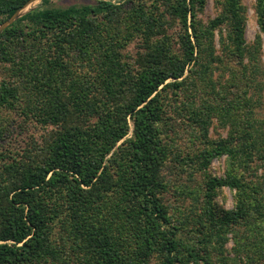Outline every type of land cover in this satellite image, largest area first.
I'll list each match as a JSON object with an SVG mask.
<instances>
[{"label":"trees","instance_id":"trees-1","mask_svg":"<svg viewBox=\"0 0 264 264\" xmlns=\"http://www.w3.org/2000/svg\"><path fill=\"white\" fill-rule=\"evenodd\" d=\"M27 1L0 0V25ZM218 2L204 24L207 0H44L0 33V264H264V183L251 165L264 126L233 113L231 90L260 69L264 0L252 45L242 0ZM218 65L229 80L213 79ZM5 110L44 131L17 148ZM213 116H236L237 130L211 140ZM191 121L209 145L197 156L202 168L227 155L229 169L206 177L203 211L187 233L165 194L172 141ZM225 186L235 208L218 211ZM229 233L235 258L224 251Z\"/></svg>","mask_w":264,"mask_h":264},{"label":"rangeland","instance_id":"rangeland-1","mask_svg":"<svg viewBox=\"0 0 264 264\" xmlns=\"http://www.w3.org/2000/svg\"><path fill=\"white\" fill-rule=\"evenodd\" d=\"M76 1L50 0V5L67 6ZM81 2L89 3L93 2V0H81ZM43 4L44 0H38L21 13H28L41 7ZM242 5L246 9L245 14L247 17L246 42L248 45H252L256 34L260 30L256 11V0H242ZM220 11L221 5L218 0H207L204 10L198 16L204 24H208L210 20L218 16ZM220 33L219 28L215 30V49L216 53L222 55ZM174 36V49L179 53L181 52V41L179 40L178 34ZM137 46V41L132 42L126 52H129L130 55H135L138 49ZM248 60L249 58L246 57L245 62H248ZM253 63L260 66L258 72L256 71V75L252 76L249 71L247 81H238L237 84H232V97L235 98V102L232 104V111L233 113L237 111L241 121L245 122L250 119L256 125L264 126V77L262 76V71L264 70V39L258 60ZM219 66H216L214 69L213 79L217 81L222 80L223 82L229 80L231 78L230 72L223 71ZM2 67L3 65L0 67V77L4 76V69ZM237 67L238 69L240 68L239 65ZM167 113L169 115L168 117L177 118L176 114L178 111L174 107H170ZM9 116L15 117L13 121L10 118V122L14 123V127H16V130L12 133V145L17 148L24 147L33 136H40L44 131L36 122H24L21 116L17 115L16 111L10 112L5 110L1 118L7 120ZM235 120L238 122L236 116ZM235 120L229 116H226L224 120H221L218 116H213L207 137L214 141L220 138H226L232 129L237 130ZM241 121L239 124H241ZM132 129L130 133H132ZM177 131L178 134L174 136V141H172L174 144L173 151L169 158L168 169L166 170L169 186L165 194V199L169 205L172 220L178 225L183 224V230L187 233H192L197 228V226L195 227V219H198L205 205L206 177L208 175L217 177L225 176L229 169V161L227 155H222L214 158L207 168H202L197 156L209 145L200 137L199 129L191 121L189 124H181ZM4 144L6 146V143ZM251 165L261 182L264 183V144L260 153L255 152L254 162ZM235 193V190L227 186L219 188L214 199V205L217 210L234 209L236 204ZM238 247L233 233H229L228 240L224 243L225 254L230 258H235V248ZM217 251L213 253L215 258L216 255L219 257ZM242 257L244 258L246 256L243 254ZM215 260L216 264H218L217 259ZM231 264L236 263L233 262Z\"/></svg>","mask_w":264,"mask_h":264},{"label":"water","instance_id":"water-1","mask_svg":"<svg viewBox=\"0 0 264 264\" xmlns=\"http://www.w3.org/2000/svg\"><path fill=\"white\" fill-rule=\"evenodd\" d=\"M38 0H28L27 3L24 5V7H22L20 10L16 11L10 18H8L6 21H4L1 25H0V33L9 25H11L12 23H14L17 19H19L21 16H23L24 14H22L21 12L23 10H25L27 7L31 6L32 4H34L35 2H37ZM112 1H116V0H112Z\"/></svg>","mask_w":264,"mask_h":264}]
</instances>
